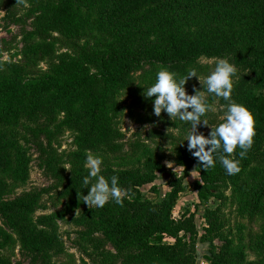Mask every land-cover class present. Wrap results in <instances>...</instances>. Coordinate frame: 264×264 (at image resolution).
<instances>
[{
    "label": "trees",
    "instance_id": "16d2710c",
    "mask_svg": "<svg viewBox=\"0 0 264 264\" xmlns=\"http://www.w3.org/2000/svg\"><path fill=\"white\" fill-rule=\"evenodd\" d=\"M38 4L30 20L31 28L23 37L24 55L30 63L45 60L47 71L24 78L17 70L0 71V172L14 176L25 174V158L10 138L9 129L21 119L52 123V132H75L76 149L71 153V173L65 178L63 192L83 200L91 183L83 184L86 153L98 148L121 154L124 132L116 120L118 90L128 86L146 62H161L174 71L187 67L199 69L200 56H227L242 68L233 83L231 100L244 105L255 117V137L245 158L237 147L232 158L240 160L241 171L229 175L218 158L215 167L205 171L183 140L176 160L187 169L195 166L194 180L198 196L206 198L231 181L237 191L239 208L249 221L261 212L264 217V0H25ZM17 0H0L13 6ZM96 9L106 35L100 45L78 43L73 52L59 51L52 32L73 39L86 34L82 10ZM1 63V59H0ZM227 104L228 101H225ZM218 122L212 128L218 126ZM211 132V130H210ZM209 132V133H210ZM209 133L206 137L209 136ZM155 135H164L155 131ZM210 147V146H208ZM195 151V150H193ZM60 168H58L59 170ZM165 166L153 156L140 166L106 167L103 174L111 184L131 190L123 206L113 199L87 214L84 223L90 231H102L104 238L89 235L96 246L110 240L115 250L105 251L112 264H195L197 231L192 214L173 216L171 210L182 176L169 181L170 188L160 200H152L142 191ZM58 174L59 171H58ZM0 178V194L3 190ZM150 188H155L151 184ZM33 193L0 200V213L12 231L0 224V244H18L39 256V264H56L62 250L61 239L49 229L51 214L38 226L27 217ZM79 194V196H78ZM207 224L199 236L209 241L208 264H264V254L244 258L242 251L231 250L228 242L214 243L222 235L225 220L221 204L206 208ZM173 238L164 241L165 238ZM264 247V231L253 237ZM0 264H12L0 256Z\"/></svg>",
    "mask_w": 264,
    "mask_h": 264
},
{
    "label": "rangeland",
    "instance_id": "374dc122",
    "mask_svg": "<svg viewBox=\"0 0 264 264\" xmlns=\"http://www.w3.org/2000/svg\"><path fill=\"white\" fill-rule=\"evenodd\" d=\"M37 9L38 4L29 2L16 3L13 6L0 5V71L8 73L17 70L24 78L46 73L45 60H38L32 64L24 55L26 43L23 34L26 29L31 28L29 22ZM82 15L86 20V24L83 25L86 34L83 37L74 41L55 31L49 35L55 40L59 51L73 52L78 43L100 45L103 41L106 31L96 18V9H84ZM219 59H227L233 64L227 56L198 58L203 66L195 70L202 84L214 71ZM235 67L237 73L233 77V83L242 71L241 67ZM162 68L177 73V79L186 76L191 70V67H187L183 71H174L161 62H146L136 71L133 82L118 90L116 120L124 132L123 152L115 155L102 148L90 151L103 159L100 175L104 176L106 167L140 166L145 157L151 155L164 164L165 170L157 171L154 180L144 183L141 189L148 198L160 200L170 188L171 178L182 176L183 189L178 192L171 212L176 217L192 214L197 231L195 264H208L209 241L201 240L199 236L207 224L204 215L206 208H215L218 203L222 207L225 225L222 235L217 236L213 242L227 241L230 249L242 251L244 258L263 255L264 247L257 246L253 242V237L264 231V217L261 212L257 213L253 221L245 217L239 208L237 191L231 181L215 190L223 192L222 197L214 193L201 198L194 186V180L199 178L196 167L194 165L189 167L183 176V166L178 164L175 155L177 147L191 132V123L181 121L179 118L171 119L166 111H162L157 117L154 114L155 97L147 98L144 95L147 88L154 85L157 73ZM202 84L197 77H192L185 84V89L189 95H194L196 90L202 91L207 102L215 108V111H210L201 118L206 119L209 126L203 124L197 126L198 133L207 136L211 127L218 122H224L227 103L223 98L208 93L206 86ZM52 128V123L48 124L43 120L21 119L9 129L10 138L19 147L21 156L25 158V174L16 177L10 171L0 172V178L4 181L0 200L12 199L28 192L33 193V196L35 192L38 193L36 198L28 203L30 210L26 215L32 223L42 226L39 219L51 214L52 222L49 229L61 239L63 250L54 257L56 264H112L105 261L104 257L105 251L115 250L114 243L105 240L104 245L96 246L94 239L89 238V235L104 238L102 231H90L84 223V218L92 213L94 208L89 209L83 200L74 199L63 192L64 180L71 173V153L77 147L75 132L65 129L60 133H54ZM155 131L163 132L164 135H155ZM168 163L171 168L168 167ZM194 169L196 170L192 172ZM84 171L89 174L86 160ZM92 183H95V180ZM151 184H155V188H150ZM0 224L12 231L1 213ZM172 239L169 237L164 241ZM0 256L7 257L12 264H39L40 261L37 254L22 248L18 241L14 244H0Z\"/></svg>",
    "mask_w": 264,
    "mask_h": 264
},
{
    "label": "clouds",
    "instance_id": "9594fccd",
    "mask_svg": "<svg viewBox=\"0 0 264 264\" xmlns=\"http://www.w3.org/2000/svg\"><path fill=\"white\" fill-rule=\"evenodd\" d=\"M17 3L24 4L25 0H17ZM236 73V67L227 59L217 61L214 71L203 81V84L195 69H191L186 76L177 79V73L162 68L157 73L154 85L147 88L144 93L147 98L155 97L154 114L157 117L162 111H166L171 119L179 118L181 121L191 123L192 130L186 139L188 151L198 159L205 171L214 168L215 159L218 158L229 175L238 174L241 171L240 160L232 158L234 151L239 147L241 149L239 156L243 159L254 142L256 134L254 115L244 105L231 100L233 77ZM192 77H197L200 83L206 86L208 93L229 102L226 106L224 122L214 128L211 127L208 137L198 133L197 126L200 124L209 126L208 121L201 118L208 112L215 111V108L207 102L202 91L196 90L194 95L187 94L185 84ZM102 163V157L90 151L86 153V167L89 174L84 177L83 184L87 188L93 180L95 183H91L88 194L83 196V202L89 209L102 208L111 198L123 206V199L131 190L119 187L118 177L115 175L111 177L109 184V181L100 175ZM169 165L170 163L168 167Z\"/></svg>",
    "mask_w": 264,
    "mask_h": 264
}]
</instances>
